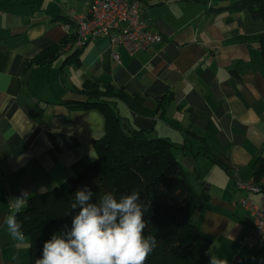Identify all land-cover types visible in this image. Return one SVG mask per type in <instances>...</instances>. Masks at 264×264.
Returning <instances> with one entry per match:
<instances>
[{"label": "crops", "instance_id": "1", "mask_svg": "<svg viewBox=\"0 0 264 264\" xmlns=\"http://www.w3.org/2000/svg\"><path fill=\"white\" fill-rule=\"evenodd\" d=\"M139 1L140 17L163 43L130 53L101 35L77 53L64 48L31 65L75 32L71 16L83 14L84 4L0 0V264L29 262L28 238L13 240L3 224L9 198L59 181L70 186L94 159L102 114L63 104L85 100L76 89L86 80L138 97L145 112L118 100L122 119L176 144L191 187L208 195L194 221L212 239L209 255L264 264V246L251 252L238 244L252 220L238 204L248 194L235 186L236 179L252 181L253 162L264 152V67L255 39L263 24L228 9L236 0ZM257 184L262 191L249 197L264 213V177Z\"/></svg>", "mask_w": 264, "mask_h": 264}, {"label": "trees", "instance_id": "2", "mask_svg": "<svg viewBox=\"0 0 264 264\" xmlns=\"http://www.w3.org/2000/svg\"><path fill=\"white\" fill-rule=\"evenodd\" d=\"M228 9L245 10L252 20L262 22L263 30L255 39L264 67V0H236ZM75 39L76 31L58 46L40 52L31 65L50 61L64 48L77 53L81 48L72 47ZM76 91L85 100L63 104L71 109H97L104 118V135L94 140V159L70 186L64 184L32 195L27 207L18 214L22 231L29 240L28 264H35L43 243L54 233L64 231L65 226L71 227L75 213L70 203L75 191L84 186L91 188L96 197L109 191L117 196L133 190L141 193L142 202L148 206L145 235L156 238V247L146 264H208L206 253L212 239L201 233L194 221L208 195L197 194L191 187L173 153L176 144L152 137L151 131L134 128L122 119L117 110L118 100L138 112H145L138 97L89 80ZM252 168V180L257 184L264 177V152L255 159Z\"/></svg>", "mask_w": 264, "mask_h": 264}, {"label": "clouds", "instance_id": "3", "mask_svg": "<svg viewBox=\"0 0 264 264\" xmlns=\"http://www.w3.org/2000/svg\"><path fill=\"white\" fill-rule=\"evenodd\" d=\"M12 132L4 133L11 139ZM63 181L57 182V186ZM33 193L21 189L10 197L9 212L3 219L13 240L23 241L25 234L18 214L27 207ZM88 186L75 191L70 209L75 213L71 227L54 233L42 246L35 264H146L156 247V238L145 235L148 206L141 193L133 190L119 196L105 192L94 199ZM209 255V253H206ZM208 264H228L224 258L209 255Z\"/></svg>", "mask_w": 264, "mask_h": 264}, {"label": "built area", "instance_id": "4", "mask_svg": "<svg viewBox=\"0 0 264 264\" xmlns=\"http://www.w3.org/2000/svg\"><path fill=\"white\" fill-rule=\"evenodd\" d=\"M81 1L84 13L71 16L76 27L72 47L82 48L90 39L101 35L106 36L110 44L122 45L130 53L164 42V37L151 31L140 17L142 5L139 0ZM235 186L248 194L240 198L238 204L252 220L251 229L239 239L238 244L240 248L258 252L264 246V213L249 194L260 192V187L253 180L242 182L239 179L235 180Z\"/></svg>", "mask_w": 264, "mask_h": 264}]
</instances>
